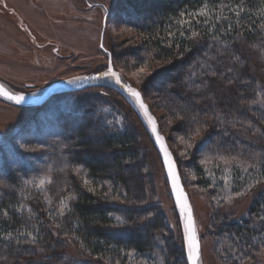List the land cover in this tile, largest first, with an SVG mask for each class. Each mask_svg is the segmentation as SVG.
Wrapping results in <instances>:
<instances>
[{
    "label": "trees",
    "instance_id": "trees-1",
    "mask_svg": "<svg viewBox=\"0 0 264 264\" xmlns=\"http://www.w3.org/2000/svg\"><path fill=\"white\" fill-rule=\"evenodd\" d=\"M203 2L117 0L113 16L142 35L134 58L149 60L146 67L156 60L164 63L161 68H148L139 90L146 99L152 94L155 106L164 109L166 115L157 119L167 141L176 133L190 141L197 137L195 152L235 157L238 167L244 168L239 162L248 166L247 174L262 177L259 183L264 181V79L254 75V68L264 60V23L257 18L264 12V0H208L212 14L227 7L228 21L203 25L192 20L190 26L180 29L184 31L181 37L175 24L179 13L195 11ZM214 26L217 29L211 30ZM169 31L175 35L169 37ZM191 31L200 35L192 38ZM99 88L95 93L55 95L57 101L68 102L58 114L60 137L87 181L70 174L76 190L67 211H47L41 191L29 190L16 171L6 170L4 179L10 185L1 188L0 264H127L132 258L187 264L175 207L177 234H162L170 229L162 223L148 172L149 155L158 156L152 139L120 92ZM112 93L139 120L143 132L130 121V114L122 113ZM106 106L121 112L120 127L105 125ZM194 154L186 162L188 167L195 164ZM175 160L189 193L182 165L176 156ZM254 197L247 216L235 219L233 213L221 210L210 216L218 220L213 224L217 234H226L232 256L248 258L253 264H260V259L264 264V194ZM27 202L37 209L31 218L34 225L24 229V213L11 208L19 209ZM66 240L77 246V257L65 254ZM28 253L39 257H25Z\"/></svg>",
    "mask_w": 264,
    "mask_h": 264
},
{
    "label": "rangeland",
    "instance_id": "rangeland-1",
    "mask_svg": "<svg viewBox=\"0 0 264 264\" xmlns=\"http://www.w3.org/2000/svg\"><path fill=\"white\" fill-rule=\"evenodd\" d=\"M116 2L117 0H0L2 84L13 92L38 94L52 82L89 76L103 71L107 68L110 58L113 68L119 72L121 78L139 88L145 76L139 70L149 67L161 68L164 63L156 60L153 65L146 67L149 60L134 58L136 54L134 50L142 35L113 16ZM225 8L227 7L215 14L209 12V23L215 21L218 23L222 20L227 22L229 12H224ZM217 16L220 17L219 20L216 19ZM257 18L259 22L264 23L262 13ZM185 19L189 17L186 16ZM197 19L200 21L197 24L205 25L202 21L206 17ZM215 29L217 28L214 26L211 30ZM259 62L255 65L254 75L263 80L264 60L261 58ZM110 85L112 84L104 83L77 92L95 93L100 91L99 87L114 90ZM111 95L118 102L116 105L122 113L129 115L130 110L127 105L121 104V101L119 103L120 99L115 93ZM151 96L152 94L149 95ZM149 97L144 99L156 118L165 116L164 109L156 107L153 97L152 99ZM126 99L147 129L138 109L128 98ZM65 102V99L57 101L53 96L40 107H22L0 98V197L1 188L10 185L4 177L6 178V170L11 169L18 173L17 177L24 181L29 190L41 191L47 211L51 213L57 211L61 214L68 210L72 199L66 200V207L63 210H61V200L69 196L74 197L76 184L70 174L79 176L83 183H86V173L81 166L71 160L70 154H67L70 149L59 134L61 130L58 126L60 122L58 114L59 110L67 107L68 102ZM104 111L105 125L109 123L117 127L121 126L120 111L109 106H106ZM129 119L140 132H143L139 120L133 113L130 114ZM88 134L94 136L90 130ZM172 138L167 142L182 165L181 170L189 191L200 241V264H253L248 258L239 260L227 251L229 246L226 234H217L218 231L213 224L218 220L212 218L210 213L221 210L223 213H233L237 216L234 217L235 219L247 216L246 209L249 202L256 194H264V181L255 183L252 187L250 185L262 177L252 173L247 174L245 168L238 167L236 161L226 164L220 159V157L229 158L230 155L216 156L207 150L195 152L197 137H193L190 141L184 135L176 133ZM191 153L196 157L195 164L188 167L186 164L192 160ZM158 156L154 153L149 155L151 166L148 172L153 179L156 200L163 217L162 223L165 221L170 229V233L164 231L162 234L175 237L178 229L177 220ZM44 176L50 177V182H46L43 187H37L40 178ZM224 177H228L227 184ZM106 182L104 183L108 187ZM33 206L27 202L19 209L16 208L17 210L15 207L11 208L13 212L15 210L24 213L26 221H24V229L34 225L31 218L37 208ZM116 218L121 219L119 216ZM29 239L31 241L33 237L30 236ZM76 248L73 242L65 241L67 256L77 257ZM37 254L28 253L25 257L38 258L39 254ZM130 262L127 264H161L158 258H132ZM258 262L263 264V260L259 259Z\"/></svg>",
    "mask_w": 264,
    "mask_h": 264
},
{
    "label": "snow or ice",
    "instance_id": "snow-or-ice-1",
    "mask_svg": "<svg viewBox=\"0 0 264 264\" xmlns=\"http://www.w3.org/2000/svg\"><path fill=\"white\" fill-rule=\"evenodd\" d=\"M262 15H264V12H262ZM189 17V19H185V17ZM237 16H239V11H237ZM179 19L175 21V24L179 26L178 31L179 35L181 37H184V31L180 29H184L188 26L191 25L192 20H197V23L200 21L197 19L199 17H206L202 22L207 25L209 23L210 19V13H209V6H208V0H204L203 4L201 7L196 9L195 11L192 12H187V11H181L179 13ZM217 20L220 19L219 16L216 17ZM231 27V25L229 26ZM261 28H264V24H261ZM189 30H191L189 28ZM169 37L175 35V33L169 31L168 33ZM200 34L196 31H191V36L192 38L198 37ZM215 38V37H214ZM103 47V45H101ZM182 55V53H181ZM165 63H170V61H166ZM140 73L147 75L148 74V69L147 68H141ZM102 76H111L114 77L116 80V83H120V77L117 73H115L111 67V61H109V67L107 72H104L100 74ZM75 79H80L79 77ZM124 88L127 90L128 93H130L136 100V102L139 104L140 108L143 110L144 115L147 117L149 124L151 125L152 132L156 135L157 142L160 144L162 151L164 152V157H165V166L168 171L169 178L172 183V189L173 193L176 197V202L177 205L180 209L181 213V219L183 221V227H184V241L186 243V248H187V256H188V262L189 264H197V262L200 259V246H199V241L197 239V232H196V227H195V221L193 220L192 217V210L191 206L189 205L187 198L185 194L183 193L182 189L179 186V181H178V176L175 172V165L174 162L171 159V154L167 151L166 147L163 144V138L159 136V134L156 132V125H155V120L154 118L148 113L147 107L143 104L141 100L140 93L132 88L129 85H124ZM0 94H3L7 96L8 99H14L17 103H20L24 97L23 95H13L11 93L5 92L2 90V86H0ZM220 159L224 160L226 164L232 163L236 160L235 157H220ZM240 166L245 168V171H247V165L244 164V162H239ZM225 182L227 184L228 177H224ZM46 182H50V177L44 176L41 177L39 180V184L37 187H43V185ZM87 183V181H85ZM26 183H32V181H26ZM255 183H258V181L254 182L253 185H250V187L254 186ZM237 195H240V193H237ZM74 197H65L64 199L61 200V210H63L66 207V200L72 199ZM119 219V218H118ZM31 235V234H29ZM132 253H129L131 255Z\"/></svg>",
    "mask_w": 264,
    "mask_h": 264
},
{
    "label": "water",
    "instance_id": "water-1",
    "mask_svg": "<svg viewBox=\"0 0 264 264\" xmlns=\"http://www.w3.org/2000/svg\"><path fill=\"white\" fill-rule=\"evenodd\" d=\"M109 61H110V58L108 60L107 68L105 70H103V71H100L98 73H95V74H92V75H89V76L79 77L80 79H63V80L52 82V83L48 84L47 86H45L43 88V90L40 93H38V94H33V93H28V92H13V91L9 90L0 81V86H2V90L3 91L11 93L13 95H21L22 94L24 99L20 103H17L14 99H8L7 96H5L3 94H0V98L2 100L6 101V102H9L11 104L18 105V106L40 107V106L44 105L50 98H52L55 95L63 94V93H69V92H76V91L82 90V89L87 88V87H93V86H97V85H102V84H104V83H102V81L104 79L110 78L112 80V83H113L110 86L113 87L114 89H116L117 91H119L124 97L128 98L129 100L132 99L133 104L138 109V113L141 115V117L143 118V120L146 123L148 132H149L150 137H151L152 142H153V145L156 148V150H157V152L159 154V157H160V161H161V164H162V168L164 170V175H165V179H166V182H167V185H168V189H169V193H170V196H171V199H172V203H173V205H174V207H175V209H176V211L178 213V216H179V220H180L181 228H182V232H183V239H184L183 221L181 219L180 209H179V207L177 205V202H176V197H175V195L173 193L172 183H171V180L169 178L167 168L165 166L164 152L162 151L160 144L157 142L156 135L152 132L151 125L149 124L147 117L144 115L143 110L140 108V106L136 102L135 98L130 93L127 92V90L124 88V85H129L132 88L136 89L140 93L141 100H142L143 104L147 107L148 113L154 118L155 125H156V132L159 134L160 137L163 138V144L166 147L167 151L171 154V159H172V161L174 162V165H175V172H176V174L178 176L179 186L182 189L183 193L185 194L189 205L191 206L192 217H193V220L195 221L193 208H192V205H191V202H190V199H189V195H188V192L185 190V187H184V185L182 183L181 176H180V173H179V170H178V166H177V162L175 160L174 154L172 153V151H171V149H170V147L168 145V142L166 140L165 135L160 130L159 122H158L156 116L150 110V107H149L148 103L145 101V99H144L142 93L140 92L139 88L134 86V85H132L130 82L124 81L121 78L119 72L116 71L113 68L112 63H111V67H112L113 71L119 75L121 82L118 84V83H116V80H115L114 77L100 75V74H102L104 72H107L108 67H109ZM195 227H196V223H195ZM196 232H197V229H196ZM197 239L199 241L198 232H197ZM184 245H185V250H186V262H187V264H189L185 241H184ZM199 246H200V241H199ZM200 257H201V253H200ZM197 264H200V259L197 262Z\"/></svg>",
    "mask_w": 264,
    "mask_h": 264
},
{
    "label": "bare ground",
    "instance_id": "bare-ground-1",
    "mask_svg": "<svg viewBox=\"0 0 264 264\" xmlns=\"http://www.w3.org/2000/svg\"><path fill=\"white\" fill-rule=\"evenodd\" d=\"M102 83H107V84H113L112 80L110 78H106L102 81ZM64 94V93H63ZM130 101L132 102V99H130ZM133 103V102H132Z\"/></svg>",
    "mask_w": 264,
    "mask_h": 264
}]
</instances>
